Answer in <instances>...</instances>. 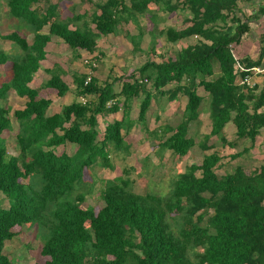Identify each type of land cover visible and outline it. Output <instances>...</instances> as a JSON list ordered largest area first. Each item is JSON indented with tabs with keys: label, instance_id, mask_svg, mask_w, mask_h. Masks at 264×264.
I'll return each mask as SVG.
<instances>
[{
	"label": "trees",
	"instance_id": "obj_1",
	"mask_svg": "<svg viewBox=\"0 0 264 264\" xmlns=\"http://www.w3.org/2000/svg\"><path fill=\"white\" fill-rule=\"evenodd\" d=\"M240 2L251 3L253 12L245 14ZM37 3L7 1L10 14L32 26V45L17 33L0 35V40L17 44L23 52L21 60L14 63L8 88L29 99L25 110L15 113L20 126V158L8 154L2 134L10 127L9 111L0 107V193L9 205L0 207V264H13L4 249L16 238L14 229L33 222L37 238L43 242L41 254L49 258L46 264H197L188 256L195 248L203 250L204 262L199 264H264V166L253 173L238 166L220 177L216 170L222 157L213 152L200 166L193 165L188 173L177 176L173 192L164 203L153 195L118 194L116 185L106 188L105 206L98 213L82 208L86 198L84 170L100 160L101 166L110 169L109 145L117 150L124 148L126 153L130 149L127 144L123 146L122 132L131 125L126 112L134 100H140L138 121L145 125L154 97H167L171 102L180 95L186 98L183 121L176 128L167 127L172 135L164 142L180 157L196 144L188 136L189 127L198 120L205 100L212 121L209 137L219 135L233 122L237 140L256 142L264 131V86L259 92L258 85H240L230 46L239 45L253 23L264 25V0H132L128 9L123 0H107L95 21L97 33L71 30L70 23L58 22L57 5L49 4L43 15L33 8ZM152 6L167 14L188 10L185 29L168 28L162 35L173 44L194 36L198 42L182 49L174 59L146 63L138 71L140 80L133 77L123 85L119 96L113 90L115 82L98 87L92 81L85 86L86 80L79 79L77 96H97V103L75 102L64 107L61 114L46 117L51 101L37 100L38 91L31 90L28 83L45 59L51 36L61 38L72 49L93 52L97 38L115 32L122 13H144ZM48 24L49 33H42ZM263 59L264 47L257 61L245 59L240 63L247 70L264 69ZM8 60L0 51V65ZM216 63L220 74L215 78ZM171 85L174 88L167 89ZM47 87L56 89L60 97L69 91L58 76H53ZM199 88L205 97L198 93ZM7 90L3 88L1 94ZM119 98H123L122 104ZM120 105L122 121L107 125L101 142L97 129H81L85 125L96 128L98 116L118 113ZM65 124L70 128L64 129ZM221 141L234 147L225 138ZM67 144L76 145L77 151L58 156L56 149ZM202 144L203 149H213ZM247 152L249 149L243 150V154ZM197 172L201 175L195 178ZM29 176L38 177L40 189L21 182ZM210 211L207 225H201Z\"/></svg>",
	"mask_w": 264,
	"mask_h": 264
},
{
	"label": "rangeland",
	"instance_id": "obj_2",
	"mask_svg": "<svg viewBox=\"0 0 264 264\" xmlns=\"http://www.w3.org/2000/svg\"><path fill=\"white\" fill-rule=\"evenodd\" d=\"M7 1L8 0H0V35L12 33L13 29H11V26L15 23V19L8 16L9 7ZM56 1L62 0H38V4H34L33 8L35 11L42 14L48 8V4H51L50 2L56 3ZM94 1L102 3L104 0H91L90 3L84 0L85 3H89L87 5L91 6V8H94L92 6ZM245 3L247 4L245 5ZM63 5L65 6V3H63ZM152 7L155 9V6ZM239 7H242L244 13L247 15H250L254 10V7L249 2H240ZM157 9L158 8H156V10ZM64 12H67L66 8H64ZM165 16V21L167 22L161 24L159 30L166 26H173L177 30H182L188 26L185 22V12H174L169 14L165 12L161 17L163 18ZM40 17H42V15H40ZM156 22V18L150 20L145 17L144 20H139L138 24L135 25L133 29L128 30V33L133 36L139 34L143 25L145 28L151 30L153 28V23ZM147 32L149 31H145L146 36L142 45L144 48L140 46L144 52H136L135 50L137 56L143 58L145 61L156 60L160 62V58L176 56L180 48L184 46L183 43L179 44V42L177 44L166 42V38L161 36L158 32L154 33L155 41L153 42L150 40L151 34L148 36ZM20 36L22 38L27 37L26 39L29 43L33 42L32 35H28L26 32L20 31ZM247 37L250 38L249 35L244 36L242 41L243 43L245 42V44L242 47L232 45V52L238 61H242L241 52L245 45V47H247L246 51L249 53L259 50V44L257 42H252L251 38L249 39ZM191 40L192 44L195 43L193 37L187 39L185 43L190 44ZM195 40H197L196 37ZM4 42L5 41L1 39L0 46H2ZM150 46L151 49L148 53V48ZM139 74L141 73L139 72ZM260 75L264 77V70H262ZM240 78L241 77H239L238 81ZM263 86L259 88V92ZM147 87H150V83L147 84ZM198 92L201 96H206L202 88H199ZM186 101L183 95H180L179 99L174 102L169 101L167 97L163 98L158 96L157 99L155 97L152 101L153 106L147 115V122L145 125L138 121L140 100L137 99L130 103L132 115L128 118L131 120V125L122 132L125 141L123 146L127 144L130 146V149L128 153H126L124 148L117 150L113 145H109L107 150L112 167L110 169L104 168L101 166L100 160L95 166L84 170L83 191L86 198L82 208L93 209L98 213L105 206L106 188L116 185L119 187L118 194L153 195L164 203L173 192L177 176L182 173H188L193 165L200 166L205 156L213 152L219 153L222 157L221 166L216 170L217 175L220 177L232 172L238 166L243 167L247 173H253L255 170L264 166V131L257 137L254 143L249 139L237 140V129L236 126L232 124L229 125L228 131L226 130V126L219 135L209 137L212 130V121L208 114L210 105L207 100L201 105L198 120L193 122L189 127L188 136L194 139L196 143L195 146L184 157H180L172 150H169L164 145L167 138L172 135L171 132L167 131V127L176 128L182 123L183 109ZM106 116L108 117V115ZM106 116H101L100 118L105 121H110L111 123L113 119L111 118L108 120L105 118ZM106 126L107 125L102 124L98 127L100 134V137H98L99 142L104 138ZM222 138H225L230 145L234 144V147L224 144L221 141ZM202 143L207 144L206 146L213 147V149H203L202 146L204 144ZM251 145L252 147H250ZM244 149H249V152L243 154ZM57 151L59 155L62 154V152L69 155L74 154V149L67 146L64 147V150L61 146ZM9 153H14V148L10 147ZM21 153L22 152L19 150V157H21ZM239 153L242 154L241 157L231 159ZM200 175L201 173L197 172L194 177L197 178L200 177ZM21 182L35 189H40L37 176H29L26 180H22ZM0 207H9L8 201L2 193H0ZM211 215L212 211L205 216L204 222L201 225L206 226ZM170 222L175 223L172 220ZM88 226L89 224L86 225V227ZM173 226V230L177 232V226L175 224H173ZM14 232L16 233V238L11 242H7V246L4 249V252L10 256V260L13 264H46V262L49 261L48 257H43L41 254L43 242L41 239L37 238V226L34 222L23 227H16ZM188 256L197 264L204 262L202 260L203 250L201 248L191 249Z\"/></svg>",
	"mask_w": 264,
	"mask_h": 264
},
{
	"label": "crops",
	"instance_id": "obj_3",
	"mask_svg": "<svg viewBox=\"0 0 264 264\" xmlns=\"http://www.w3.org/2000/svg\"><path fill=\"white\" fill-rule=\"evenodd\" d=\"M85 1H88L90 3L91 0H85ZM123 1H124L125 9H128L129 7L132 6V0H123ZM106 2L107 0H104L102 3L94 1L93 5L90 4L94 8H91V6L87 5L89 3H85L84 0H62L58 2L56 1V3H52V2L50 3L53 5H57L58 22L70 23L69 29L71 30L89 29L93 33H97L95 21L97 20L96 18L99 17L102 13V11L100 10V6H103ZM63 3H65V6L63 5ZM64 8L67 9L66 13L64 12ZM178 12H185V17H186L185 19L190 18V12L188 10H183ZM45 13L46 12L42 14L44 15ZM163 13L165 12H161L158 9L155 10L151 8L144 13H134L127 10V12H124L120 15L119 25L113 34H109L107 36H101L97 38L96 40L97 46L93 52H89L83 49H72L61 38L51 36L50 41L45 48V59L40 62V67L38 71L32 76L30 82L28 83V87L31 90L38 91L37 100L44 99L51 101V105L49 106L46 112V117L51 118L55 115H59L62 113L64 107L70 106L75 102L76 103L81 102V98L77 96V91H78L77 81H79V79L83 78L84 80H86L88 78H91L92 81H94L98 87H103L108 82L109 83L115 82L113 90L117 96L121 94L123 85L132 81L133 77L136 80H140V74L138 71L141 69V67H143L146 63L150 61V60L145 61L143 60V58H139V56H137V54L135 53V50L136 52L139 51L141 53L144 52L140 46L143 45V41L146 36L145 31H149L147 32L148 33L147 35L149 36L151 34L150 40L154 42L155 32L156 33L158 32L161 36H164L166 38L165 35H162V32L168 28L175 29V27L173 26H166L159 30V26L167 22L165 21L166 16L163 18L161 17ZM8 16L15 19V23L13 24V26H11V29H13L12 33H17L20 35V31H23L26 32L28 35L29 34L32 35V38L34 37V30L32 26L28 27V25L25 22L23 23L19 18L13 17L10 14V12L8 13ZM74 17L76 18L74 19ZM145 17L149 18L150 20L152 18L157 19V22L153 23V28L150 30L149 28H145V26L143 25L142 28L140 29L139 34L135 36L130 35V33H128V30L133 29L134 26L138 24V21L144 20ZM49 25L50 24L44 27L42 33L44 34L49 33ZM246 35L247 36L249 35L251 41L255 43L257 42L260 47L257 52H251V53L246 51L247 48L245 47L246 45L243 47V50L240 48L242 50L241 59L242 60L249 59L251 61H257L260 58L262 53V48L264 47V25L259 23L258 24L253 23L252 30L250 31V33ZM193 39L195 41V43L193 44H192V40L190 41V44L185 43L187 39L179 41V44L183 43L184 46L180 48L177 54L182 49L188 47L189 45H195L198 42L197 40H195V36L193 37ZM27 42L29 45H32L33 43V42L29 43L28 40ZM166 42H168L167 39ZM242 43L243 41H241L239 45H236V47L237 46L242 47L245 44V42L243 44ZM142 48H144V46H142ZM150 49L151 46L148 48V53ZM0 51H2L9 58L6 64L0 65V107L9 111L8 118L10 119V127L8 130L3 132L2 137L3 140L5 141L8 154L13 157H19L20 149L17 144V136L20 131V126L17 119L15 118V113L18 111L25 110L29 102V99L26 96L24 97L19 96L18 93L13 88L9 89L8 86L11 84V81L13 79L14 63L21 60L20 58L23 56V52L17 44H14L10 41H5L4 44L0 46ZM175 57L176 56L173 57L167 56L166 58H160L161 59L160 62L156 60L154 62L159 64L169 60L170 58L174 59ZM234 58L236 59L235 55ZM263 64H264V59H263ZM219 74H220V66L218 63H216L215 78L218 77ZM53 76H58L60 80L69 88V91L63 97L59 96L58 91L56 89L47 87V84L51 81ZM252 83L253 85H258L260 88L263 86L264 77L261 75L253 76ZM174 86L175 85H171L167 87V89H172L174 88ZM3 88L8 90L6 93L2 95L1 90ZM87 99L89 101V104L91 105H95L98 100L97 96L94 95H89ZM119 101L122 104L123 98H119ZM186 104L187 101L184 105L183 115ZM152 106L153 103L151 104V107ZM121 108L122 106L120 105V111L118 113L111 114L108 115V117L107 116L105 117L108 120L112 118L113 120L111 123L110 121H105L104 119H101L100 118L101 116H98L97 117L98 126L96 128H93L91 125H85L82 126L81 129L89 132H93L95 129L98 130V127L102 124L109 125V124H113L116 121H122L124 117V113H123V109ZM208 114L210 117V110ZM131 115H132L131 110L126 112V118L131 117ZM99 118L101 119V123ZM154 122L156 123L155 120ZM230 124L235 126L232 122H230L229 124L226 125L227 131ZM70 126H71L70 124H65L64 129H68L70 128ZM57 134L63 135V132L57 130ZM98 137H100V134ZM65 146L74 149V153L77 151L76 145L67 144ZM65 146H62L63 150ZM10 147L14 148V153H9ZM250 147H252V145ZM58 148H61V146Z\"/></svg>",
	"mask_w": 264,
	"mask_h": 264
},
{
	"label": "built area",
	"instance_id": "obj_4",
	"mask_svg": "<svg viewBox=\"0 0 264 264\" xmlns=\"http://www.w3.org/2000/svg\"><path fill=\"white\" fill-rule=\"evenodd\" d=\"M196 39L198 40L199 38L197 36H195ZM231 50L233 51V48L232 46H230ZM233 53V52H232ZM234 55V54H233ZM236 65H235V69H236V72L238 73V76L241 77L240 75L242 73H249L250 75L245 77V78H240L239 80V83L240 85H247V86H250V87H253L255 85H253L252 83V77L253 76H258L262 73V70L261 68H253V69H250V70H247L245 69V67L240 63V61L236 60ZM91 82V79H88L86 81V85H88L89 83ZM142 83V81H141ZM144 83H148V80H145ZM88 102L87 98L86 99H82V103L86 105V103ZM111 104V103H110Z\"/></svg>",
	"mask_w": 264,
	"mask_h": 264
},
{
	"label": "clouds",
	"instance_id": "obj_5",
	"mask_svg": "<svg viewBox=\"0 0 264 264\" xmlns=\"http://www.w3.org/2000/svg\"><path fill=\"white\" fill-rule=\"evenodd\" d=\"M25 39H26V38H25ZM88 79H91V78H88ZM88 79H86V81H87ZM86 81H85V83H86ZM91 82H92V79H91ZM91 82H90V83H91ZM90 83H89V84H90ZM89 84H88V85H89ZM85 86H87V85L85 84ZM87 97H88V96L81 97V102H80V103H82V99H86ZM87 100H88V99H87ZM82 104H83V103H82ZM87 104H89V101L86 103V105H87ZM83 105H85V104H83ZM19 149H20V148H19ZM20 151H21V149H20ZM55 152H56V154L59 156L57 149H56ZM62 154H63V153H62ZM60 155H61V154H60ZM18 158H20V157H18Z\"/></svg>",
	"mask_w": 264,
	"mask_h": 264
}]
</instances>
